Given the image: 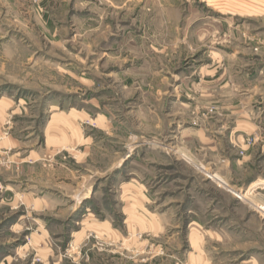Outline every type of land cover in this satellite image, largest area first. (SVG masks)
Segmentation results:
<instances>
[{
    "label": "rangeland",
    "instance_id": "1",
    "mask_svg": "<svg viewBox=\"0 0 264 264\" xmlns=\"http://www.w3.org/2000/svg\"><path fill=\"white\" fill-rule=\"evenodd\" d=\"M262 177L264 0H0V264H264Z\"/></svg>",
    "mask_w": 264,
    "mask_h": 264
},
{
    "label": "crops",
    "instance_id": "2",
    "mask_svg": "<svg viewBox=\"0 0 264 264\" xmlns=\"http://www.w3.org/2000/svg\"><path fill=\"white\" fill-rule=\"evenodd\" d=\"M219 175V174H218ZM220 176V175H219ZM260 180H264V177H262V178H259ZM256 183V182H255ZM254 183V184H255ZM255 189V190H254ZM252 190H254L255 192L256 191H260V192H262V191H264V185L263 184H261V185H257V186H253V184L249 187V189H248V192H251ZM245 195H247V194H245ZM246 197V196H245ZM261 204H263L264 205V203H261Z\"/></svg>",
    "mask_w": 264,
    "mask_h": 264
},
{
    "label": "bare ground",
    "instance_id": "3",
    "mask_svg": "<svg viewBox=\"0 0 264 264\" xmlns=\"http://www.w3.org/2000/svg\"><path fill=\"white\" fill-rule=\"evenodd\" d=\"M213 177L216 178V174L213 175ZM261 184L264 185V180H259L258 182H256L255 184H253V186L255 187V186H257V185H261ZM245 196H246V195H245Z\"/></svg>",
    "mask_w": 264,
    "mask_h": 264
}]
</instances>
